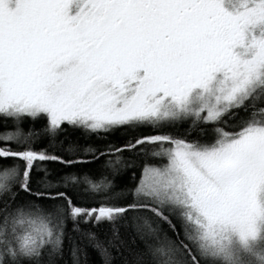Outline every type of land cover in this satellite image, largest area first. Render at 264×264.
Segmentation results:
<instances>
[{"label": "snow or ice", "instance_id": "snow-or-ice-1", "mask_svg": "<svg viewBox=\"0 0 264 264\" xmlns=\"http://www.w3.org/2000/svg\"><path fill=\"white\" fill-rule=\"evenodd\" d=\"M227 3L0 0V264H232L257 238L264 0Z\"/></svg>", "mask_w": 264, "mask_h": 264}, {"label": "trees", "instance_id": "trees-1", "mask_svg": "<svg viewBox=\"0 0 264 264\" xmlns=\"http://www.w3.org/2000/svg\"><path fill=\"white\" fill-rule=\"evenodd\" d=\"M224 119L227 122L229 120V117L225 116ZM190 132H191V136L195 138L198 130L190 129ZM259 237H261L260 240H263V243H264V230L261 231V234L259 233L258 238ZM257 240L258 239H256L255 241L252 240L253 242L251 243L249 248L242 247V248H239V249L237 248L236 250H234L232 253V264H261V263H264V253L260 257L258 256L261 250L264 248L260 247L256 249L257 246L255 245V243ZM251 255L254 256V258H252ZM56 264H63V262L57 261Z\"/></svg>", "mask_w": 264, "mask_h": 264}, {"label": "rangeland", "instance_id": "rangeland-1", "mask_svg": "<svg viewBox=\"0 0 264 264\" xmlns=\"http://www.w3.org/2000/svg\"><path fill=\"white\" fill-rule=\"evenodd\" d=\"M225 7L229 10V11H231V10H233L232 9V7H231V5L230 4H228L227 3V0H225ZM264 230V221H260L259 223H258V235H259V233L261 234V231H263ZM260 238L261 237H259L258 238V236H257V238L256 239H258L257 241H256V243H255V245L257 246L256 247V249L257 248H260V247H262L263 246V240H260ZM255 239V240H256ZM255 240H253V241H255ZM252 240H250V241H248L247 243H241L235 236H232L230 239H229V241H228V244H227V247H228V249L230 250V252L231 253H233V251L234 250H236L237 248L239 249V248H249L250 247V245H251V243L253 242ZM240 245V246H239ZM254 245V246H255ZM247 253V252H246ZM248 254V253H247Z\"/></svg>", "mask_w": 264, "mask_h": 264}, {"label": "bare ground", "instance_id": "bare-ground-1", "mask_svg": "<svg viewBox=\"0 0 264 264\" xmlns=\"http://www.w3.org/2000/svg\"><path fill=\"white\" fill-rule=\"evenodd\" d=\"M262 248H264V244H263ZM263 253H264V249L261 250V252L259 253L258 256L260 257L261 255H263ZM258 256H257V257H258ZM251 257L254 258V256H252V255H251ZM259 257H258V258H259ZM261 264H264V263H261Z\"/></svg>", "mask_w": 264, "mask_h": 264}]
</instances>
